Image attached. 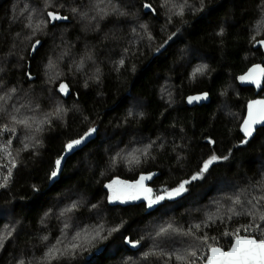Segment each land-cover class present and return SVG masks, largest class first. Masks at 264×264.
Returning <instances> with one entry per match:
<instances>
[{
    "label": "trees",
    "instance_id": "trees-1",
    "mask_svg": "<svg viewBox=\"0 0 264 264\" xmlns=\"http://www.w3.org/2000/svg\"><path fill=\"white\" fill-rule=\"evenodd\" d=\"M259 40L264 0H0V233L11 232L0 264H186L176 257L191 260L205 235L228 248L235 235L224 233L253 221L229 209L264 211V126L248 140L239 131L247 102L264 96V80L254 95L240 79L253 64L264 68ZM198 92L209 102L186 106ZM142 175L152 200L189 183L148 211L131 197L108 199L115 179ZM189 229L195 236L183 235ZM97 232L107 238L93 239ZM249 234L264 239V229Z\"/></svg>",
    "mask_w": 264,
    "mask_h": 264
},
{
    "label": "snow or ice",
    "instance_id": "snow-or-ice-1",
    "mask_svg": "<svg viewBox=\"0 0 264 264\" xmlns=\"http://www.w3.org/2000/svg\"><path fill=\"white\" fill-rule=\"evenodd\" d=\"M201 3H203V0H201ZM143 7L150 9L151 5L146 3L143 5ZM73 11H76V10L73 9ZM48 17L50 18V21L67 19V17L60 16L54 12H49ZM141 27H144V26L142 25ZM172 35L175 36L176 33H173ZM171 39H172V37L170 36L168 38V40H171ZM168 40H165L164 44H167ZM256 43L259 45H264V40L256 41ZM39 44H40V41L37 40L36 43L32 45V48L35 50L37 45H39ZM164 44L160 45V48H163ZM159 50L160 49L158 48L157 51H159ZM120 64L123 65L124 61L121 60ZM255 68L259 69L261 72H264V69H260V67L258 65L255 66ZM196 71L200 72V71H202V69L198 68ZM250 71H252V70H250ZM240 79L244 80L245 77H240ZM11 91L15 92V89H12ZM60 91L67 93L68 86L66 84H61L60 85ZM201 98L202 97H189L188 100L191 103L192 101L199 100ZM3 99H4V97L0 96V100H3ZM258 103L264 104V101H260ZM251 108H252V105L250 104L249 105V109H250L249 118L245 121L244 127H243V131L245 132V134L247 136L252 135V127L251 126L253 124H258V123H261L262 121H264V114H260L257 118L256 115H253ZM62 111H63V109L57 107V109L55 111V115L59 116L62 113ZM129 114L131 115V113H129ZM16 123L24 125L25 127H31V125H29L27 123V121H25V120H17ZM37 130H39V129H37ZM96 131H97V129L95 127L89 128L86 132H84V134L82 136H80L79 139L71 140L69 143L64 145V152L70 153V152L74 151L77 148V146L84 143ZM11 143H12V141L9 140L8 144L10 145ZM27 147H28V145H25V148H27ZM4 151H5L7 156L11 157V153L7 151V145H5ZM63 158L64 157L61 156V158H58L55 161V169L51 172L49 179L57 176L58 172L60 171L61 160ZM217 159H219V158L216 157L215 155H213L211 158L204 161L203 166L200 168V170L194 176L191 177V179L197 180L200 177H202L204 175V173L208 171L209 166ZM224 159H227V157H224ZM10 163H11V167L8 168L7 175H5L3 177L5 184L8 182V180L12 176L13 168L16 167V163H15L14 159L11 160ZM143 179H145V177L142 176L141 180H143ZM113 183H116V182L114 181ZM188 183H189V181L185 180V181L181 182L176 188L172 189L171 191L165 190V195L157 196L155 200L149 201V207H151L152 204L157 203L160 200L165 199L166 196H167V198L179 196L181 193L186 191L185 185ZM2 186H4V185L0 184V187H2ZM107 187H111V185H108ZM148 191H151V190L149 189ZM136 198L137 197H131V199H136ZM108 199L110 201H112V200L119 199V197L112 195V196H109ZM261 202H264V196H260L259 198H257V203H261ZM232 203L233 204H240L239 197H237L235 200H233ZM249 203H251V201H249ZM72 207L74 208V207H76V205L73 204ZM252 207L256 208V205L253 204ZM68 210L70 211L71 209H68ZM229 212H231L233 216H237V215H241V214L250 215L253 217V221H250V223L248 225L243 226L242 229H237L235 233H229V232L224 233L225 236L235 235V242L231 244V247L228 249V251H223L220 247L212 246V244L209 243L210 238L207 235H205L203 237H195V239L199 240L202 245L208 246V251L210 252V255L206 256L207 264H264V239H256V238L252 237L250 234L244 235V236L239 235V232L241 230L244 231L245 233H251V232H259V231H261V229H264V211H260L259 213L253 212V211L241 213V212H237L234 209L230 208ZM257 216H258V222L256 220ZM209 219H211V217H209ZM229 219H231V217H229ZM200 227H201V225H195L194 226V228L197 230H199ZM169 228H171V226H169ZM116 230L117 229H113V231H116ZM166 231H168V229L162 228L160 230V233H158V235L165 233ZM183 235L195 236L192 229H189L187 232H184ZM9 236H11V232L0 233V247L3 246V242L6 239H8ZM97 238L106 239L107 237H100L99 232H97L95 234V236L93 237V239H97ZM212 239H215V238H212ZM125 240H126V242L130 243L133 247H136L140 243L139 240L131 241V240H128L127 237L125 238ZM70 247L73 249H76V248H79L80 245L72 244ZM56 254H57L56 249H54V248L49 249L48 255L50 257L55 258ZM150 254H154V253H145L144 255H145V257H147ZM187 256L195 258L197 256V253L195 250H193V251L188 252ZM176 259L177 260H185L186 264H196L195 259L187 260L185 256H177ZM20 264H23V261H21Z\"/></svg>",
    "mask_w": 264,
    "mask_h": 264
},
{
    "label": "water",
    "instance_id": "water-1",
    "mask_svg": "<svg viewBox=\"0 0 264 264\" xmlns=\"http://www.w3.org/2000/svg\"><path fill=\"white\" fill-rule=\"evenodd\" d=\"M252 46H253V48L260 47L262 53H264V45H259L256 42H254ZM257 65L258 64L251 65L249 68H247V70L241 76V77H245V79L241 80V82L244 85L252 87L254 95H257L259 93V91L262 89L263 80H264V72H261L259 69H256L255 66H257ZM258 66L260 67V69H264L262 66H260V65H258ZM250 70H252V71H250ZM189 97H202V98L199 100H194L190 103L188 100ZM209 100H210V97H209L207 92H198V93H193V94L187 95L185 97L184 101H185L186 106L190 107L193 105L207 104L209 102ZM260 101H264V96H256L255 98H252L251 100H249L246 104L245 114H244L243 119H242L240 126H239L240 134L243 136L244 140H248L253 135V133L255 132V130L257 128L264 126V121H262L261 123H258V124H253L251 126L252 127V135L251 136H247L245 134V132L243 131L244 123L249 118V111H250L249 105L250 104L252 105L251 111H252L253 115L257 116V118L260 114H264V104L258 103ZM84 143H82V144H84ZM79 146H77V147H79ZM65 154L66 153L64 152V155ZM61 168H62V160H61L60 171H61ZM54 169H55V166H54ZM60 171L58 172L56 177L51 178L49 180V184H51L55 179L58 178ZM142 176L145 177V179L141 180ZM142 176H139L134 181L127 182V183H121V182H119L118 179H115L116 183L114 184V186L112 187L111 190H112L113 195L119 197V199H116L119 201L126 200L129 197H137L136 199H132V200L135 202H144L146 205L145 211H148L152 208V207H149V201L152 199L150 197V191H148L149 187L147 184V182L149 180H151V176H149V175H142ZM234 242H235V238H233V240L231 241L228 248H226V249L221 248V249L223 251H228V249L231 247V244ZM216 247H218V246H216ZM207 255H210L209 251H208ZM199 264H207L206 258L204 259L203 262H201Z\"/></svg>",
    "mask_w": 264,
    "mask_h": 264
},
{
    "label": "rangeland",
    "instance_id": "rangeland-1",
    "mask_svg": "<svg viewBox=\"0 0 264 264\" xmlns=\"http://www.w3.org/2000/svg\"><path fill=\"white\" fill-rule=\"evenodd\" d=\"M112 185V184H111ZM174 189V188H173ZM172 189H170V190H168V191H171ZM167 197V196H166ZM174 197H177V196H174ZM174 197H172V198H174ZM244 236V235H249V233H243L242 232V234H241V236ZM207 253H208V249H207V247H206V245H203L202 246V248H201V250H200V252H198L197 253V256L194 258L195 260H196V264H199V263H201V262H203V260L202 259H204V258H206V256H207ZM191 259H193V258H191Z\"/></svg>",
    "mask_w": 264,
    "mask_h": 264
}]
</instances>
